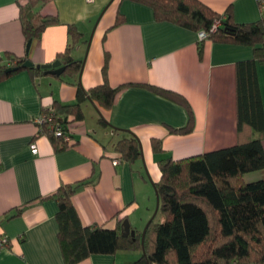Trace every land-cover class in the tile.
I'll return each mask as SVG.
<instances>
[{"label":"crops","instance_id":"0c3cea01","mask_svg":"<svg viewBox=\"0 0 264 264\" xmlns=\"http://www.w3.org/2000/svg\"><path fill=\"white\" fill-rule=\"evenodd\" d=\"M30 1L0 0V57L26 56L35 65L60 60L65 70L56 75L35 66L0 80V237L10 242L0 247V264H67L58 203L51 197L57 189L87 181L72 197L83 225L116 228L128 219L143 231L157 206L160 158H187L252 137L238 132L236 65L252 59L254 51L231 41L199 40V32L157 21L151 7L131 0H38L31 9L35 20L56 21L27 50L21 9ZM200 1L219 13L230 8L237 23L264 14L258 0ZM70 30L81 38L74 40ZM67 48L82 62L81 72L66 68ZM105 66L109 84L122 87L114 104L104 108L85 98L83 118L70 115L67 121L71 139L53 141L50 124H39V118L54 103H77L78 83L85 90L103 84ZM257 74L264 109V63ZM145 84L187 100L194 116L190 132H171L188 125L185 107ZM130 133L142 145L143 157L135 162L119 159L115 150ZM155 138L162 141V153L153 151ZM263 176L252 172L244 178ZM138 254H92L76 264H129Z\"/></svg>","mask_w":264,"mask_h":264},{"label":"trees","instance_id":"16d2710c","mask_svg":"<svg viewBox=\"0 0 264 264\" xmlns=\"http://www.w3.org/2000/svg\"><path fill=\"white\" fill-rule=\"evenodd\" d=\"M37 1L32 0L21 9L26 42L39 38L56 21L49 16L35 20L31 9ZM131 1L151 7L157 21L207 32L209 39L253 47V58L236 65L238 132L244 136L250 131L252 137L187 158H160L161 177L154 188L159 200L157 214H161L162 220L157 222V216L153 218L144 242L142 231H137L135 238L121 235L123 220L116 228L83 225L72 197L87 181L61 185L51 197L58 203V234L66 263L76 264L92 254L138 250L140 256L129 264H264V176L254 181L244 178L248 173L264 172V109L257 74L258 64L264 63V14L257 21L237 23L230 8L219 13L200 0ZM217 20L220 24L211 31ZM70 32L74 40L81 38L78 31ZM69 50L64 52L63 62L71 74L79 73L82 62L71 57ZM27 60L26 56L11 54L0 57V80L25 69L23 64ZM104 74V83L89 90L77 84V103H54L47 111V124L60 123L64 132L70 133L69 116L73 120L83 118L80 102L85 98L104 108L111 107L122 87L109 84L106 66ZM143 86L185 107L188 125L171 132L192 130L193 111L184 97L154 85ZM102 121L105 122L103 118ZM130 135L119 140L115 150L119 159L135 162L143 157L142 145L136 135ZM49 136L55 142L64 141L52 129ZM152 146L157 154L164 150L160 139H153Z\"/></svg>","mask_w":264,"mask_h":264},{"label":"water","instance_id":"95a60500","mask_svg":"<svg viewBox=\"0 0 264 264\" xmlns=\"http://www.w3.org/2000/svg\"><path fill=\"white\" fill-rule=\"evenodd\" d=\"M226 30V28H225ZM31 42L32 40H30L27 44V50H29L30 46H31ZM38 68V69H44L45 72H49L51 74H56V75H60L64 72L65 70V66L62 65V62L60 60H55L54 62L52 63H48V64H43V65H35L32 61L30 60H27L24 64H23V67L24 68H33L35 67ZM11 70V69H10ZM158 209H159V200L157 202V209H156V213L158 212ZM155 213V214H156ZM153 219H151L148 223V225L145 226L144 230L142 231V237H141V240L142 242H144V237H145V233H146V230L149 226V224L151 223ZM121 235L124 236V237H129L131 236L132 238H135L136 235H137V231L135 229H133L131 227V224L129 222L128 219H125L122 223V231H121Z\"/></svg>","mask_w":264,"mask_h":264},{"label":"built area","instance_id":"2783aa9c","mask_svg":"<svg viewBox=\"0 0 264 264\" xmlns=\"http://www.w3.org/2000/svg\"><path fill=\"white\" fill-rule=\"evenodd\" d=\"M258 3L260 5L261 13H264V0H258ZM219 24H220L219 20L215 21L211 27V31H215ZM198 36H199V40H205L208 37V33L201 31L198 33ZM49 118L50 117H47L45 114L43 117L39 118L38 122H39V124L44 125L45 123H48ZM50 127L54 131V134L57 137H61L67 141L71 139V137H72L71 134L64 132V127L60 123L51 124ZM30 149H31V152L33 154H36L38 152V147H37L36 143H32L30 146ZM118 162H119V160H115V163H118ZM9 244H10L9 239L6 236L0 237V247L9 246Z\"/></svg>","mask_w":264,"mask_h":264},{"label":"rangeland","instance_id":"374dc122","mask_svg":"<svg viewBox=\"0 0 264 264\" xmlns=\"http://www.w3.org/2000/svg\"><path fill=\"white\" fill-rule=\"evenodd\" d=\"M154 191H155V189H154ZM155 192H156V191H155ZM155 197H156V203H157V196H156V193H155ZM156 209H157V206L155 207V211H154V213H153L151 219H153L155 216H157L155 220H156L157 222H159L160 220H162V216H161L160 213H159V214L156 213ZM155 213H156V214H155ZM151 219H149V220L147 221L146 225H148V223H149V221H150ZM132 251H133V253H135V252H137L138 250H132ZM138 252H140V251H138ZM137 256L139 257L140 254H138ZM138 257H137V258H138ZM137 258H136V259H137ZM136 259H135V260H136Z\"/></svg>","mask_w":264,"mask_h":264}]
</instances>
